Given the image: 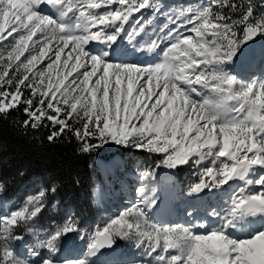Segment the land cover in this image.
I'll list each match as a JSON object with an SVG mask.
<instances>
[{
  "label": "snow or ice",
  "instance_id": "6c2138e0",
  "mask_svg": "<svg viewBox=\"0 0 264 264\" xmlns=\"http://www.w3.org/2000/svg\"><path fill=\"white\" fill-rule=\"evenodd\" d=\"M257 38L254 0H0V114L23 106L25 128L48 121L47 139L70 133L80 153L112 142L162 156L138 172L134 202L90 230L57 212L56 184L0 210V264H95L118 240L140 251L132 264H264V76L231 70ZM184 166L198 177L187 195L218 202L159 221L157 169ZM71 233L84 244L65 254Z\"/></svg>",
  "mask_w": 264,
  "mask_h": 264
},
{
  "label": "trees",
  "instance_id": "16d2710c",
  "mask_svg": "<svg viewBox=\"0 0 264 264\" xmlns=\"http://www.w3.org/2000/svg\"><path fill=\"white\" fill-rule=\"evenodd\" d=\"M25 119L23 106L0 114V183L6 197L23 200L38 186L56 184L55 200L70 209L81 224L90 222L97 212L92 206V189L99 183H109V172L101 166L111 165L109 157L118 153L124 161L137 163L138 168L155 166L162 159L160 154L112 142L91 153H80L70 133L50 142L47 139L52 131L50 122L45 121L48 127L33 129L23 126ZM192 170L185 166L175 169L181 190L189 188L185 181Z\"/></svg>",
  "mask_w": 264,
  "mask_h": 264
},
{
  "label": "rangeland",
  "instance_id": "374dc122",
  "mask_svg": "<svg viewBox=\"0 0 264 264\" xmlns=\"http://www.w3.org/2000/svg\"><path fill=\"white\" fill-rule=\"evenodd\" d=\"M161 3H166L165 0H160ZM207 0H198L195 3H206ZM256 3L257 14L261 13V7L259 6V0H254ZM168 4V3H166ZM169 6L175 8L178 7L177 4L171 3ZM11 39V38H9ZM126 41H121V44H126ZM261 44V38H257L256 43L251 47L253 50H256V46ZM128 48H131V45H128ZM250 49V50H251ZM252 50V51H253ZM27 55V54H26ZM23 59V57L21 58ZM235 68H238L237 66ZM233 72H240V78L244 80H250L243 75L246 73L243 70L236 69ZM253 74L250 73L249 76ZM264 76V71L261 72L258 77ZM133 147H131L132 149ZM134 150H140L133 148ZM111 165L102 164L103 171L109 172V183L99 184L95 190H101V187L104 190L103 198L106 199V204H104V208L98 210L95 213V216L91 219L90 222L81 224L80 227L82 229L90 230L93 226L100 224L103 225L110 217L118 215L121 211H123L126 207H129L132 202H134L137 193L135 192V188L139 186L138 182V172L142 169L138 168L137 163H130V161H124L118 153H114L113 156L109 157L107 160ZM123 161V162H122ZM188 170L193 169L190 166H185ZM167 169L166 175H161V170ZM174 170H170L166 167H160L157 169V175L155 180L152 182V185L157 189L160 197L161 189L166 187L167 185L172 186L169 188L170 196L168 197V202L161 208L158 206V212H154V216L157 220H164L163 217H160L159 214L161 212H170L172 213V219L170 221L164 222H182L186 218V211L191 209H198L200 213H204V211L200 210V206H197L198 203H202L200 200L196 201L195 205L190 203L194 202L190 200L192 197L187 195V191L181 190L180 180L175 178ZM194 169L192 170L189 178L186 179L185 185H191L198 180V177L194 175ZM187 174H185V177ZM94 190V191H95ZM33 193V192H32ZM30 193V194H32ZM6 193L3 191L0 194V210L4 208H11L13 202L18 206L23 200H18L14 197H6ZM94 198V192L92 194ZM207 201L205 205H207V211H210L211 207H215L218 200L216 197L205 194L204 196ZM192 201V202H191ZM204 201V202H205ZM203 202V203H204ZM170 203V204H169ZM98 206V205H97ZM63 209L64 211H70V209L65 208L64 205H58L57 212ZM164 209V210H163ZM57 212H48L44 213L46 218V222H50L51 219H56L57 222L60 220L57 218ZM72 213V212H71ZM26 240H30V237H25ZM62 244L65 245L67 252L65 254H71L73 252H78L82 249L84 241L79 239V235L77 233L69 234L65 240L62 241ZM117 247L109 252L103 253L99 252L96 257H94L95 264H132V262L136 259L140 258V251L136 249L135 245L131 241L118 240Z\"/></svg>",
  "mask_w": 264,
  "mask_h": 264
},
{
  "label": "bare ground",
  "instance_id": "6f19581e",
  "mask_svg": "<svg viewBox=\"0 0 264 264\" xmlns=\"http://www.w3.org/2000/svg\"><path fill=\"white\" fill-rule=\"evenodd\" d=\"M251 49V48H250ZM248 50V55L245 57V58H243V60L245 61V62H250L251 61V59H252V57H253V55H254V51H252V49L251 50ZM167 169H163V170H161V175H166V173H167ZM172 186H170V185H167L166 187H163L162 189H161V193H160V199H159V206H161V208H164L165 206H163V204L165 205L167 202H168V197L170 196V194L172 193V191L170 192V190H169V188H171ZM100 191L101 190H95L94 191V196H95V201H99V196H100ZM190 200H193V198H191ZM96 202V203H97ZM192 202V201H191ZM170 204V203H169ZM159 208V207H158ZM158 208H156L155 210H156V212H158L159 213V211H158ZM164 210V209H163ZM166 212L164 211V212H161V214H159V216L160 217H163V219H165L166 218ZM172 214V213H171Z\"/></svg>",
  "mask_w": 264,
  "mask_h": 264
},
{
  "label": "water",
  "instance_id": "95a60500",
  "mask_svg": "<svg viewBox=\"0 0 264 264\" xmlns=\"http://www.w3.org/2000/svg\"><path fill=\"white\" fill-rule=\"evenodd\" d=\"M116 245L114 247H112V248H104V249H101L100 251L103 252V253L109 252L110 250L114 249L116 247Z\"/></svg>",
  "mask_w": 264,
  "mask_h": 264
},
{
  "label": "built area",
  "instance_id": "2783aa9c",
  "mask_svg": "<svg viewBox=\"0 0 264 264\" xmlns=\"http://www.w3.org/2000/svg\"><path fill=\"white\" fill-rule=\"evenodd\" d=\"M261 13H264V8H261ZM261 44L264 45V38H261Z\"/></svg>",
  "mask_w": 264,
  "mask_h": 264
}]
</instances>
